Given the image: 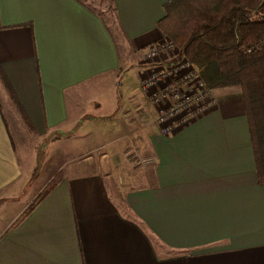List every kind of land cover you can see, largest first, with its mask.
<instances>
[{"label": "crops", "instance_id": "1", "mask_svg": "<svg viewBox=\"0 0 264 264\" xmlns=\"http://www.w3.org/2000/svg\"><path fill=\"white\" fill-rule=\"evenodd\" d=\"M170 1L110 0L118 35L94 0H0V264H264V182L239 90H213L214 105L172 135L149 120L134 144L151 174L124 160L122 98L98 105L88 92L107 79L114 88L128 62L164 39L157 24ZM139 63L138 80L148 71ZM92 104L113 113L90 118L103 124L80 154L89 157L59 164L56 186L16 224L7 220L28 182L7 113L14 132L68 147Z\"/></svg>", "mask_w": 264, "mask_h": 264}, {"label": "trees", "instance_id": "2", "mask_svg": "<svg viewBox=\"0 0 264 264\" xmlns=\"http://www.w3.org/2000/svg\"><path fill=\"white\" fill-rule=\"evenodd\" d=\"M164 9L166 15L157 27L173 40L206 85L214 90L236 89L243 94L258 175L264 182V0H171ZM4 83L23 121L30 127L6 78ZM59 179L57 176L23 217Z\"/></svg>", "mask_w": 264, "mask_h": 264}, {"label": "rangeland", "instance_id": "3", "mask_svg": "<svg viewBox=\"0 0 264 264\" xmlns=\"http://www.w3.org/2000/svg\"><path fill=\"white\" fill-rule=\"evenodd\" d=\"M94 1L96 3L97 8H99L97 9V12L101 13V15H103L106 18L111 28L118 35H120V33L117 32L118 27L115 21L114 11L111 6L110 0H94ZM164 40L173 42V40L167 37L166 35H164V39L160 42H163ZM120 46H121V53L128 54L127 45L122 39H120ZM173 51H174L173 53L167 52L168 54L159 55L158 58H156L155 60L153 59L154 60L153 62L170 63V60L172 59V61L177 63V62H181L182 60H185L183 57L182 51L179 48L175 46V49ZM144 54L142 58L140 57L137 58L138 60H140L139 62L141 63L139 62L136 63L135 59H132L134 62L127 63L121 76L117 78V82H115L116 84L114 88H111L112 83L109 82L107 79L105 81L106 84L101 85V86L96 84L94 89L93 90L90 89L88 92L90 93L92 92V94L90 95L95 96L96 98H99V99L101 98L100 101L99 100L97 101L98 105H101L103 102L104 104H106V102H111L113 99L122 98L123 102H122V108L120 111L121 114L118 115L115 120H118V119L124 120V123L121 120L122 126H123L122 129L126 127L129 128V129H126V132H125L126 135L127 133L129 134L128 136H126L128 144L126 147V151H125L126 153L124 155V160L126 161V164L130 168H132L134 171L137 170V172H140L143 174H151V170L154 164L153 161L151 159H145V155H142L141 150L139 148H136L137 146L134 144L136 142V136L138 137L140 136L139 134L142 133L140 129L147 127L146 125L152 122L149 120L153 119L154 124H156L155 117L153 118V116L154 115L156 116L157 111L155 110V108H152V111L151 109L146 110V108H148V105H146L145 93L142 92L140 88V81L138 80V77H137V75L140 73V67L137 66L138 63L140 66H145V68H148V71H146L143 74V76H149L154 71L152 69V64H149V62L151 61L147 60L144 57ZM193 68L199 74V72L196 70L194 66ZM132 100H135L138 103V105L133 107L131 103ZM134 105H136V103ZM94 106L95 104H92L89 107L88 106L86 107L87 116L85 117L83 121H81L82 124L81 125L77 124L72 129L71 132L74 133L72 138H75V140L70 141V143H68L69 145H66L68 147H63L61 143L60 144L53 143V142H57L56 140L57 138L55 136L49 137V138H39L37 136H34L30 131H27L26 128L18 130V133L14 132L12 121L8 117L9 114L7 113V119L11 125V130L13 131L14 139L17 145L19 160L21 164L25 166L24 168L26 171V176L28 178L26 189L23 195L18 200V206L16 205L14 208L9 207V209H6V211L4 212L6 214L7 220L11 219V221L12 222L14 221L16 224L21 219L25 211L29 207H31L33 203H35V201L42 196L43 192H45L48 189V187H50L51 183L55 181V179L58 176V172L60 171V170L57 171V167H60V165L61 166L64 165V170H65L67 165L68 166L70 165L71 167L74 165H78L80 161L87 159L89 157V156L88 157L85 156L87 158H82L84 156L83 155L80 156V154L82 152L88 151V148H87L88 146H89V149H90V146H93L92 139L95 136L94 134L92 136L90 133H95L96 135L97 130L95 129V127L98 126L100 128L103 124V122H99V121L91 122L89 121L90 118L97 116L96 119L98 120L100 119V116H102L103 114L110 115L113 113V110L112 112H109V110H107V109H111L112 108L111 106H109L107 109L101 108L102 110L101 112H95ZM134 108H135V111L131 115V117H128V118L125 117L128 111L129 110L132 111ZM21 124H24V122ZM108 125H109L108 123L105 124V126L107 127V130H112L110 129L111 127H108ZM119 125H120V122L116 121L114 127L117 129V131L119 128H121V126ZM115 128H113L112 130L113 132L105 130L107 131L108 136H111L115 133ZM86 134H88V137L83 138L84 136H86ZM105 135H106V132H105ZM103 140L104 138L102 137V141ZM100 141H101V138H100ZM57 146H58V149H57ZM72 146H73V150H72L73 158H69L70 147ZM104 147H105V144H104ZM66 148H67V152H68L67 155L69 159H67V156L64 155ZM60 149L63 150V152H60L59 151ZM91 150L92 149H90V151ZM59 154L61 157L58 159ZM145 167H148V169ZM34 197H35V200L33 199L32 201L34 202H32L31 199ZM0 227H3V226L1 225Z\"/></svg>", "mask_w": 264, "mask_h": 264}, {"label": "built area", "instance_id": "4", "mask_svg": "<svg viewBox=\"0 0 264 264\" xmlns=\"http://www.w3.org/2000/svg\"><path fill=\"white\" fill-rule=\"evenodd\" d=\"M174 49L175 45L168 40L149 47L144 57L151 61L154 71L139 79L147 102L157 111L155 122L165 136L172 135L215 103L213 90L187 59L177 63L172 59L170 63L153 62L161 54L173 53Z\"/></svg>", "mask_w": 264, "mask_h": 264}]
</instances>
